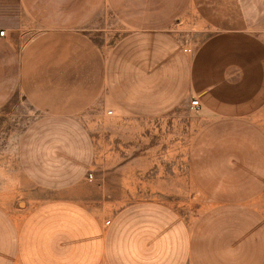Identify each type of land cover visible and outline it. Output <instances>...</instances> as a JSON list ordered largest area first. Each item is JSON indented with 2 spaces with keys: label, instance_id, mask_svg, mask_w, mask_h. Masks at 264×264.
Listing matches in <instances>:
<instances>
[{
  "label": "crops",
  "instance_id": "0c3cea01",
  "mask_svg": "<svg viewBox=\"0 0 264 264\" xmlns=\"http://www.w3.org/2000/svg\"><path fill=\"white\" fill-rule=\"evenodd\" d=\"M111 18L125 32L104 53L82 30ZM1 32L0 109L21 92L44 111L16 151L45 199L21 221L0 206V264H264V0H0ZM186 106L209 207L191 226L144 199L102 223L88 176L138 180L157 151L144 133ZM114 138L136 140L128 162Z\"/></svg>",
  "mask_w": 264,
  "mask_h": 264
},
{
  "label": "rangeland",
  "instance_id": "374dc122",
  "mask_svg": "<svg viewBox=\"0 0 264 264\" xmlns=\"http://www.w3.org/2000/svg\"><path fill=\"white\" fill-rule=\"evenodd\" d=\"M101 23L104 24L103 21ZM107 27L95 24L83 29L82 32L94 40L96 45L106 53L111 46L124 34L125 29L117 26L113 18L106 22ZM32 38L33 35L31 34ZM22 46V45H21ZM95 109H90L92 114ZM43 110L17 92L8 106L0 109V206L10 212L18 221H21L31 210L36 208L45 197L30 187L22 174L17 157V142L25 128L42 116ZM95 115V114H93ZM88 113L83 117L87 119ZM109 120H115L110 114L102 115ZM82 117V118H83ZM166 120L155 121L150 127L152 130L144 133L150 139L146 145L157 148L152 156L148 171L138 175V180L128 181L126 187L114 184L110 172L99 169L97 177L92 171L87 182L96 185L95 197L86 204L107 224L112 215L126 204L144 199H154L165 202L174 207L180 215L193 226L201 214L209 207L208 200L194 185L188 171V151L199 127L203 124L196 111L191 107H180L170 114L168 124ZM173 128L174 137L167 135L162 126ZM144 126V125H143ZM99 139L100 134H95ZM100 140L101 147L105 140ZM111 153L118 163L126 162L134 155L136 140L120 138L111 139ZM145 143V141H144ZM145 146V145H144ZM120 156H115L118 154ZM108 156V154H107ZM117 166V165H116ZM110 169V168H109ZM118 176V174H117ZM142 176V177H141ZM141 177V178H140ZM167 180L165 184L162 182ZM118 181V180H117ZM127 182V183H128ZM164 183L163 186H158ZM107 184V186H104ZM81 187L80 190L81 191ZM264 199L261 198L258 206L263 210Z\"/></svg>",
  "mask_w": 264,
  "mask_h": 264
},
{
  "label": "built area",
  "instance_id": "2783aa9c",
  "mask_svg": "<svg viewBox=\"0 0 264 264\" xmlns=\"http://www.w3.org/2000/svg\"><path fill=\"white\" fill-rule=\"evenodd\" d=\"M1 35H4V32H1L0 33ZM185 51L186 52H191V50L190 49H185ZM198 100L197 99H194V100H192V102H191V104H192V106H194V107H197L198 106Z\"/></svg>",
  "mask_w": 264,
  "mask_h": 264
}]
</instances>
